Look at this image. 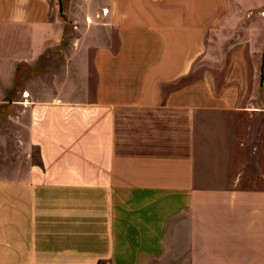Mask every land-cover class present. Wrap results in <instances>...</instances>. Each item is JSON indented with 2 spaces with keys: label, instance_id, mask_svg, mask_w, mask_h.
Here are the masks:
<instances>
[{
  "label": "crops",
  "instance_id": "crops-1",
  "mask_svg": "<svg viewBox=\"0 0 264 264\" xmlns=\"http://www.w3.org/2000/svg\"><path fill=\"white\" fill-rule=\"evenodd\" d=\"M264 0H0V264H264Z\"/></svg>",
  "mask_w": 264,
  "mask_h": 264
},
{
  "label": "rangeland",
  "instance_id": "rangeland-1",
  "mask_svg": "<svg viewBox=\"0 0 264 264\" xmlns=\"http://www.w3.org/2000/svg\"><path fill=\"white\" fill-rule=\"evenodd\" d=\"M262 72H261V84L263 86L264 84V57H263V61H262Z\"/></svg>",
  "mask_w": 264,
  "mask_h": 264
}]
</instances>
